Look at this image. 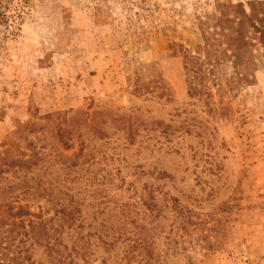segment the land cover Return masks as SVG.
<instances>
[{"label":"rangeland","instance_id":"1","mask_svg":"<svg viewBox=\"0 0 264 264\" xmlns=\"http://www.w3.org/2000/svg\"><path fill=\"white\" fill-rule=\"evenodd\" d=\"M251 1L0 0V155L33 160L0 191L31 186L34 264H264V47L239 79L201 25Z\"/></svg>","mask_w":264,"mask_h":264},{"label":"trees","instance_id":"2","mask_svg":"<svg viewBox=\"0 0 264 264\" xmlns=\"http://www.w3.org/2000/svg\"><path fill=\"white\" fill-rule=\"evenodd\" d=\"M218 13L212 17V21H202L205 26L202 30L204 36L203 53L206 62L219 65L221 62L229 61L233 69L237 71L239 79L247 80L246 71L250 68L252 61L250 57L255 47H264V0H255L249 3L246 11L241 3H217ZM211 25V30H206ZM205 61L198 56L186 55V72H191L192 77L188 80V92L190 95L201 92L192 85L195 78H199L202 65ZM244 71V72H241ZM57 137L62 141V135L67 132L69 137L72 129L59 126L56 129ZM78 138V137H77ZM63 142V141H62ZM64 148L68 145L63 142ZM31 146V144H29ZM33 149V148H32ZM3 152V151H2ZM33 154H36L33 149ZM26 157L27 155L24 154ZM18 159H9L0 155V171L5 169L17 172L18 170L30 169L33 160L31 156ZM69 159L68 157H65ZM72 165V164H71ZM17 186L22 191H29L30 184L23 179L7 185L0 191V262L4 264H34L28 239L30 234H37L38 228L44 227L45 223H36L29 213V205L21 204L19 197L9 195ZM59 212V211H58ZM66 215V219L72 218L71 212L60 211ZM39 236V235H38ZM38 238V237H37Z\"/></svg>","mask_w":264,"mask_h":264}]
</instances>
